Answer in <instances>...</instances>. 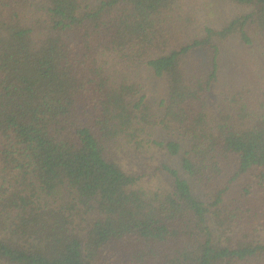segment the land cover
Returning <instances> with one entry per match:
<instances>
[{"label": "trees", "instance_id": "trees-1", "mask_svg": "<svg viewBox=\"0 0 264 264\" xmlns=\"http://www.w3.org/2000/svg\"><path fill=\"white\" fill-rule=\"evenodd\" d=\"M0 264H264V0H0Z\"/></svg>", "mask_w": 264, "mask_h": 264}, {"label": "rangeland", "instance_id": "rangeland-1", "mask_svg": "<svg viewBox=\"0 0 264 264\" xmlns=\"http://www.w3.org/2000/svg\"><path fill=\"white\" fill-rule=\"evenodd\" d=\"M207 2V0H206ZM239 8L235 9L234 7L220 3L219 7L216 8L214 15L208 16V20L214 24H220L219 15L225 14L230 15L232 13H236ZM199 59H195L198 62ZM223 71L224 73L221 76V80L214 86V90L209 97L208 103V111L209 113L220 110L217 106L220 104L221 107L225 106L224 96L231 93L233 90V79L234 74L232 71V66L229 60H225L223 63ZM143 89L142 91L147 95L148 102L155 108L156 111H159L157 107V103L161 100V98L165 97L166 94V86L165 82L161 78H156L151 75H146L142 81ZM226 111H231V109H226ZM234 113V111H231ZM131 150V149H130ZM137 153L128 150H119L117 161L118 163L127 171L139 174L143 173L145 176L142 178V184L145 187L153 188L155 185H163L169 183V178L163 172H160L159 167L163 162L172 164L177 166L176 159H167L162 153L159 151H147L145 150L143 153ZM189 183L191 185L192 190L198 195L202 197V189L200 186L191 178H188Z\"/></svg>", "mask_w": 264, "mask_h": 264}]
</instances>
